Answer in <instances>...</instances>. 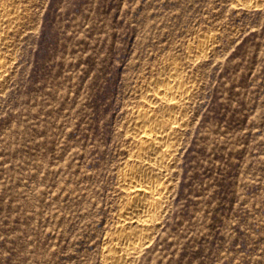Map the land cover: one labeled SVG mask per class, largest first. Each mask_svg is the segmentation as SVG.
Returning <instances> with one entry per match:
<instances>
[{
    "label": "rangeland",
    "instance_id": "1",
    "mask_svg": "<svg viewBox=\"0 0 264 264\" xmlns=\"http://www.w3.org/2000/svg\"><path fill=\"white\" fill-rule=\"evenodd\" d=\"M0 5V264H109L134 228L137 111L171 120L149 90L169 64L189 95L161 210L123 264H264V0Z\"/></svg>",
    "mask_w": 264,
    "mask_h": 264
},
{
    "label": "bare ground",
    "instance_id": "2",
    "mask_svg": "<svg viewBox=\"0 0 264 264\" xmlns=\"http://www.w3.org/2000/svg\"><path fill=\"white\" fill-rule=\"evenodd\" d=\"M202 47L200 46L197 50V54L201 53ZM4 63L6 62H3L1 58L0 75L4 70ZM180 71L176 64H169L164 73H161L159 83L149 88L152 98L158 102H164L163 109L167 110L171 116L170 121H166L163 114L150 110V107L137 111V117L141 119V122L137 123L136 121L137 124L134 126L135 135H138L135 145L137 157L129 159L130 162L120 170L126 195L120 213L122 221L129 223L134 228L125 226L124 223L118 225L117 232L112 238V251H108L107 255L109 264H123L126 261L125 259L138 247L135 238L151 228L152 220L161 210L160 201L166 189L161 178L167 174L175 145L174 138L181 127L179 126L180 121H177V117L183 111L181 104L189 95L187 83L176 80ZM173 79L176 81H171ZM160 104L162 103L160 102ZM178 118L180 119V117Z\"/></svg>",
    "mask_w": 264,
    "mask_h": 264
}]
</instances>
